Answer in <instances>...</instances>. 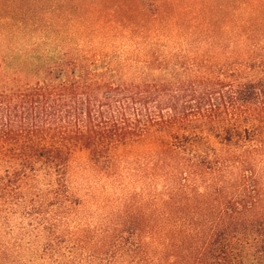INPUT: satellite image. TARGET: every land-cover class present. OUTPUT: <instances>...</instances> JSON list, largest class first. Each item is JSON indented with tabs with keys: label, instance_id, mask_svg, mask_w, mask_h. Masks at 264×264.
I'll use <instances>...</instances> for the list:
<instances>
[{
	"label": "trees",
	"instance_id": "16d2710c",
	"mask_svg": "<svg viewBox=\"0 0 264 264\" xmlns=\"http://www.w3.org/2000/svg\"><path fill=\"white\" fill-rule=\"evenodd\" d=\"M168 1L155 0L159 27L147 26L140 0L111 18L93 0L48 8L25 0L0 13V231L44 239L41 258L156 260L153 243L164 228L143 239V227H123L112 239H93V249L70 230L73 157L86 152L103 168L116 150L141 142L156 148L161 172L151 178L170 180L162 195H196L213 214L199 239L173 241L170 264H264V0L189 1L163 26ZM86 3L93 9L77 13ZM8 25L24 33L5 55ZM150 190L160 194L155 183ZM6 247L0 242V264H19L3 255Z\"/></svg>",
	"mask_w": 264,
	"mask_h": 264
},
{
	"label": "rangeland",
	"instance_id": "374dc122",
	"mask_svg": "<svg viewBox=\"0 0 264 264\" xmlns=\"http://www.w3.org/2000/svg\"><path fill=\"white\" fill-rule=\"evenodd\" d=\"M24 1L0 0L1 15L14 13V10L19 9V5ZM40 1L41 3H45L44 7L48 8L55 1L60 0ZM91 1L89 0V2ZM140 1L147 9L148 15L144 16L147 26L159 27L158 22H154L155 20L153 19V13L157 9L155 0ZM189 1L193 0H169L163 26L171 22L172 16L176 12L175 5H178L177 7L180 9L181 5H185ZM220 1L227 3L232 0ZM93 2H96V7L99 2V9L103 11L102 13L107 18H111L120 5L122 6L126 3L131 5L130 3L134 2L139 6L140 3L139 0H108L106 4L100 0H93ZM71 4L73 3L68 2L64 4L63 15L68 16L74 12ZM12 6L16 8L12 10ZM93 7V4L86 3L78 8L77 13H84L86 9H93ZM135 7L137 9L134 8L132 13L136 19H139L141 12L137 6ZM15 12L17 14L19 11ZM243 12H245L243 8L238 11V13ZM49 17L52 16L49 15ZM2 30L7 34L3 38V42L1 40L2 51L5 55H9L18 47L19 40L24 31L11 29L10 25L3 27ZM107 30H109V32L107 31L108 33L123 34L117 29ZM13 34L17 36L13 37ZM154 153H156V148L152 145L141 142L135 143L132 146L116 150L109 163L103 168L93 165L86 152L77 153L73 157L69 169V183L75 193L73 198L76 201V208L70 218V221H72L70 222L72 225L70 230L73 235L80 236L81 239H88L89 243L86 244L88 248L93 249L97 247V243L93 242V239H97L100 243L102 239H112V235L119 232L123 227L141 226L145 230L143 239H151L149 232L153 226H156L159 227L156 229L157 231L161 230V228L164 229L156 234V242L153 243L154 248H152L153 254L156 253V260L151 264H170L169 258L177 252L173 241H183L190 239V237L192 239H199L201 237L203 230L210 222L209 220L212 219L210 217H213L211 209L209 208L205 212L200 207V199L196 195L195 197L190 194L183 195L184 197L162 195L161 192H164L163 185L165 183L169 184L170 180L166 176L155 180L151 178L150 174L154 170L161 172L160 166H155L152 160ZM47 182L40 180L37 186L47 188ZM152 183L159 186L160 194L157 195L151 192ZM204 215H206L208 220L203 218ZM26 223L27 221H24V225H27ZM182 224L189 226L188 228L190 226L194 228L196 235L195 233L193 234V231L190 234V231L181 230L180 225ZM147 232L148 235L146 234ZM162 232L163 234H160ZM20 236V232L18 231L12 234L0 231V242L7 246L2 251L3 255L18 260L19 264H54L48 259L41 258V243L44 239H25V237L19 239ZM193 236H197L198 238ZM127 237H129V234ZM129 238L133 239L134 236H130ZM159 239L170 240L166 241V246H161ZM29 241L32 242L30 246L28 244ZM85 263L88 264L90 262L84 261L83 264ZM69 264H75V262L71 261Z\"/></svg>",
	"mask_w": 264,
	"mask_h": 264
}]
</instances>
